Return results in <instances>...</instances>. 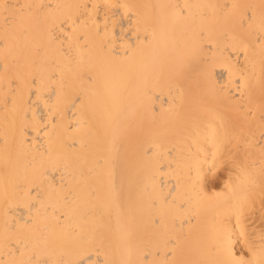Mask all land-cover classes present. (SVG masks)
<instances>
[{"label":"bare ground","instance_id":"bare-ground-1","mask_svg":"<svg viewBox=\"0 0 264 264\" xmlns=\"http://www.w3.org/2000/svg\"><path fill=\"white\" fill-rule=\"evenodd\" d=\"M0 264H264V0H0Z\"/></svg>","mask_w":264,"mask_h":264},{"label":"rangeland","instance_id":"rangeland-1","mask_svg":"<svg viewBox=\"0 0 264 264\" xmlns=\"http://www.w3.org/2000/svg\"><path fill=\"white\" fill-rule=\"evenodd\" d=\"M222 164L224 165V164H226V163H224V161H223ZM220 165H221V163H219V164H217V165H216V164H215V165L213 164V167L215 166V168H216L217 166H219V168H220ZM215 168H214V169H215ZM217 168H218V167H217ZM217 168H216V169H217ZM217 188H218V187H217Z\"/></svg>","mask_w":264,"mask_h":264}]
</instances>
